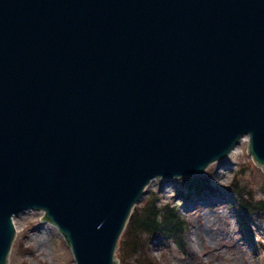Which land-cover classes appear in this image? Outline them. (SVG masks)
Here are the masks:
<instances>
[{"label":"water","instance_id":"1","mask_svg":"<svg viewBox=\"0 0 264 264\" xmlns=\"http://www.w3.org/2000/svg\"><path fill=\"white\" fill-rule=\"evenodd\" d=\"M245 136L264 173V0H0V264L26 211L117 264L146 186Z\"/></svg>","mask_w":264,"mask_h":264},{"label":"rangeland","instance_id":"2","mask_svg":"<svg viewBox=\"0 0 264 264\" xmlns=\"http://www.w3.org/2000/svg\"><path fill=\"white\" fill-rule=\"evenodd\" d=\"M236 149L235 155L206 169L209 187L199 192L201 198H195L190 188H183L180 179H154L150 183L138 209L158 195V200L154 199L158 204L177 207L183 231L176 241L167 236L148 242L146 259L130 264H149L150 258L155 264H264V214L241 217L234 207L241 201L257 203L264 199V174L247 155V139ZM207 197L220 199L206 205ZM189 201L195 205L183 208ZM43 217V212L27 211L13 220L16 234L8 264H73L61 234Z\"/></svg>","mask_w":264,"mask_h":264},{"label":"trees","instance_id":"3","mask_svg":"<svg viewBox=\"0 0 264 264\" xmlns=\"http://www.w3.org/2000/svg\"><path fill=\"white\" fill-rule=\"evenodd\" d=\"M204 180H198L197 184H204ZM152 200L146 202L145 205L136 208L125 228L118 247V258L122 264H130L138 258H144L147 251L146 244L156 239H164L167 236L176 238L183 231V223L179 218L175 206L169 204H158L152 197ZM157 200V199H156ZM239 209L250 215L264 214V201L257 203H239ZM149 264H155L152 259H147ZM134 264V263H132ZM140 264H143L141 261Z\"/></svg>","mask_w":264,"mask_h":264},{"label":"bare ground","instance_id":"4","mask_svg":"<svg viewBox=\"0 0 264 264\" xmlns=\"http://www.w3.org/2000/svg\"><path fill=\"white\" fill-rule=\"evenodd\" d=\"M238 146H236L235 148H234V150L232 151V153H233V155H235L236 154V152H237V148ZM148 186H150V184L148 185ZM155 199H157L158 198V195H156V197H154ZM213 199L215 200H217V199H220L219 197H214V198H210V197H207V198H204V200L206 201V205H210L211 203H213L214 201H213ZM158 200V199H157ZM191 205H195V202H193V201H189V202H186L185 203V205H184V207L183 208H186V207H189V206H191ZM243 223L245 224V222L243 221ZM246 224H247V221H246ZM241 232L239 231V234H240Z\"/></svg>","mask_w":264,"mask_h":264}]
</instances>
